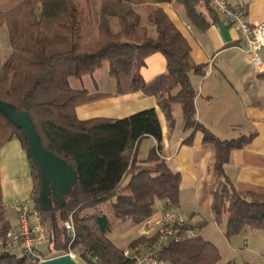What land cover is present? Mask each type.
I'll use <instances>...</instances> for the list:
<instances>
[{
  "label": "trees",
  "instance_id": "16d2710c",
  "mask_svg": "<svg viewBox=\"0 0 264 264\" xmlns=\"http://www.w3.org/2000/svg\"><path fill=\"white\" fill-rule=\"evenodd\" d=\"M173 1L183 8L191 25L200 30L208 27L210 22L196 8L199 0H99L95 18L90 0H0V27H7L10 49L0 67V99L27 111L43 146L76 171L64 203L41 210L36 203L38 168L22 131L0 112V148L17 139L26 152L33 180V210L48 229L51 253L44 258L66 250L70 237L64 223L71 219L74 238L70 246L80 255L89 252L103 264H133L108 237L113 226L126 221L132 226L142 223L154 213L158 199L178 205L181 178L162 158V132L155 108L121 118L78 117L76 107L110 92L72 87L69 79L92 76L100 67L113 79L114 94L156 96L170 125L174 123V104L179 105L182 131L190 132L184 143H191L193 133L200 131L202 142L213 146L209 210L216 222L224 218L225 236L247 228L264 229V186H235L224 170L231 151L254 133L220 138L195 118L196 92L189 77L191 72L202 74L203 66L192 63L186 40L157 6ZM143 6L147 7L145 18L138 10ZM95 24L97 36L90 40ZM149 30L155 34L150 35ZM154 52L165 57L166 71L146 82L140 68ZM145 137L154 138L155 144L140 157L139 145ZM2 203L0 192V236L14 226ZM204 224L192 227L199 229ZM155 237L140 236L128 247ZM158 252L160 259L172 264H215L220 257L216 245L200 234L182 242L166 241ZM0 264L36 263L2 247Z\"/></svg>",
  "mask_w": 264,
  "mask_h": 264
},
{
  "label": "crops",
  "instance_id": "0c3cea01",
  "mask_svg": "<svg viewBox=\"0 0 264 264\" xmlns=\"http://www.w3.org/2000/svg\"><path fill=\"white\" fill-rule=\"evenodd\" d=\"M227 1L234 6L238 0ZM243 1L247 22L264 21V0ZM157 6L186 40L192 63L203 66L202 74L191 72L189 77L196 92L193 104L195 118L220 138H237L254 133L249 141L233 149L229 155L224 170L230 182L235 186H264V46L259 51L261 70H255L247 62L248 57L242 50L244 42L240 33L223 22L219 14L209 11L211 8L206 0H199L196 6L197 11L210 22L204 30L191 25L183 8L177 3L161 2ZM165 65L166 60L161 53L154 52L147 56L140 68L143 80L148 82L164 73ZM114 90L115 86L111 90L101 91L110 92L109 96L76 107L78 117L121 118L142 109L155 108L162 132V158L171 171L178 172L181 178L176 208L192 224L205 222L202 215L204 212L214 219L209 210L213 146L202 142L200 131L193 133L191 143L183 142L190 132L182 131L179 105L174 104V123L170 125L158 106L156 96L140 92L114 94ZM177 90L178 87L171 92ZM145 138L151 145L155 144L154 138ZM149 147L140 150V157L144 156ZM27 162L26 152L17 139L8 141L0 148V192L2 204L8 210L12 222L13 219L16 222L15 207L19 204L25 203L33 210V180ZM162 207L163 202L158 199L150 217L157 218ZM127 222V227H138V234L130 238L128 245L135 238L152 235V232L144 234L142 223L132 226ZM248 229L240 233L245 234ZM128 245L117 246L126 250Z\"/></svg>",
  "mask_w": 264,
  "mask_h": 264
},
{
  "label": "built area",
  "instance_id": "2783aa9c",
  "mask_svg": "<svg viewBox=\"0 0 264 264\" xmlns=\"http://www.w3.org/2000/svg\"><path fill=\"white\" fill-rule=\"evenodd\" d=\"M209 7L219 14L222 21L231 25L240 33L244 42L243 49L248 57V63L255 70H261L262 62L259 54L264 46V21L249 23L246 19L245 2L238 0L232 6L227 0H206ZM16 222L4 236H0V246L11 251L19 252L32 262L40 264L44 256L38 251V244L43 239L48 240V229L43 233V220L39 213L29 208L25 203L15 207ZM40 216V217H39ZM67 234L70 237L66 250L56 255L66 254L77 264H103L95 255L85 252L82 255L71 248V240L74 238V228L71 219L64 223ZM144 234L152 232L157 237L153 241L141 243L123 250L122 253L133 260V264H172V262L160 259L158 251L166 241L182 242L198 234V229L192 227L188 219L169 203H164L160 215L157 218L148 217L142 222ZM55 255V256H56ZM264 264V259L261 260Z\"/></svg>",
  "mask_w": 264,
  "mask_h": 264
},
{
  "label": "rangeland",
  "instance_id": "374dc122",
  "mask_svg": "<svg viewBox=\"0 0 264 264\" xmlns=\"http://www.w3.org/2000/svg\"><path fill=\"white\" fill-rule=\"evenodd\" d=\"M98 1L99 0H90L94 18L98 13ZM146 8V6L138 7V10L142 15H144V18L145 14L143 12ZM144 21H142L143 24ZM96 28L97 25L95 24L91 31L90 40H95L97 36ZM6 31L7 27L5 25L0 27V67L10 53L8 46V33ZM149 34L153 35L155 33L154 31L149 30ZM69 83L72 87H87L89 91H93L94 89L108 91L114 87V81L108 75L107 70L104 67L96 69L92 76L85 75L81 78L71 77L69 79ZM149 145H151L149 141L146 138H143L140 141V150H146ZM202 215L204 216L205 224L199 228L201 234L200 236L210 240L216 245L220 257L215 264H226L227 262H232L233 264H258L262 262L261 260L264 259V229L260 227H253L249 228L245 234L238 232L230 236H225V224L223 223L224 218L221 222H216L215 218L211 219V217L205 212L202 213ZM41 219L43 220L42 216ZM13 222H15V219H13ZM128 224L129 223L126 221L125 223L113 226L112 230L108 233L111 240L119 246H127V242L130 238H133L138 234V227H127L126 225ZM42 227L43 233H45V222ZM47 241L48 240L43 239L38 244V251L42 256H47L51 253V248ZM0 248L2 247L0 246ZM78 264L83 263L80 262Z\"/></svg>",
  "mask_w": 264,
  "mask_h": 264
},
{
  "label": "water",
  "instance_id": "95a60500",
  "mask_svg": "<svg viewBox=\"0 0 264 264\" xmlns=\"http://www.w3.org/2000/svg\"><path fill=\"white\" fill-rule=\"evenodd\" d=\"M0 112L23 134L33 164L39 171L38 207L46 211L53 205H62L75 183L76 171L65 159L47 150L27 111L16 109L13 104L0 99ZM40 264H77L68 255L47 257Z\"/></svg>",
  "mask_w": 264,
  "mask_h": 264
}]
</instances>
